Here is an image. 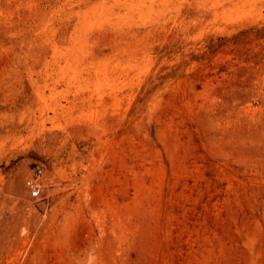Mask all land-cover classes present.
<instances>
[{"label": "rangeland", "instance_id": "1", "mask_svg": "<svg viewBox=\"0 0 264 264\" xmlns=\"http://www.w3.org/2000/svg\"><path fill=\"white\" fill-rule=\"evenodd\" d=\"M0 264H264V0H0Z\"/></svg>", "mask_w": 264, "mask_h": 264}, {"label": "built area", "instance_id": "2", "mask_svg": "<svg viewBox=\"0 0 264 264\" xmlns=\"http://www.w3.org/2000/svg\"><path fill=\"white\" fill-rule=\"evenodd\" d=\"M44 171L41 167H37L35 170V177L27 181V188L31 198H38L43 190V184L39 181V178L43 175Z\"/></svg>", "mask_w": 264, "mask_h": 264}]
</instances>
